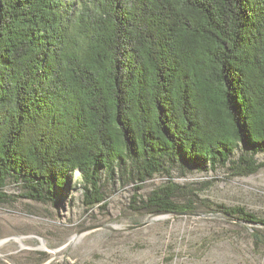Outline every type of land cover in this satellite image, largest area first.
I'll return each instance as SVG.
<instances>
[{
  "label": "trees",
  "instance_id": "16d2710c",
  "mask_svg": "<svg viewBox=\"0 0 264 264\" xmlns=\"http://www.w3.org/2000/svg\"><path fill=\"white\" fill-rule=\"evenodd\" d=\"M259 152L264 0H0V204L16 200L8 180L49 203L79 172L96 206L103 171L126 167L141 189L176 163L251 174ZM179 190L160 186L137 210L208 208L264 246L254 211Z\"/></svg>",
  "mask_w": 264,
  "mask_h": 264
},
{
  "label": "rangeland",
  "instance_id": "374dc122",
  "mask_svg": "<svg viewBox=\"0 0 264 264\" xmlns=\"http://www.w3.org/2000/svg\"><path fill=\"white\" fill-rule=\"evenodd\" d=\"M255 157L264 161V152ZM80 177L73 172L49 203L19 197L21 185L6 182L2 190L16 200L0 204V264H264L253 225L208 208L181 215L137 210L153 190L175 183L181 201L194 191L213 207L244 206L264 218V167L234 175L228 167L201 171L176 163L141 189L126 167L103 171L106 196L96 206L84 203Z\"/></svg>",
  "mask_w": 264,
  "mask_h": 264
},
{
  "label": "water",
  "instance_id": "95a60500",
  "mask_svg": "<svg viewBox=\"0 0 264 264\" xmlns=\"http://www.w3.org/2000/svg\"><path fill=\"white\" fill-rule=\"evenodd\" d=\"M171 214V213H170ZM172 214H176V215H181V214H190V213H188V212H179V213H172ZM211 215H219V216H222V217H227V218H229V219H234V220H236V218H234V217H229V216H226V215H222V214H211ZM138 226H142V224L141 225H138ZM5 240H1L0 241V244H2L3 242H4Z\"/></svg>",
  "mask_w": 264,
  "mask_h": 264
}]
</instances>
